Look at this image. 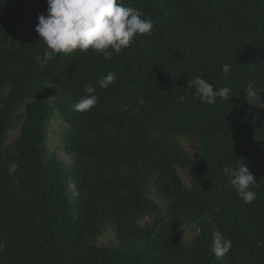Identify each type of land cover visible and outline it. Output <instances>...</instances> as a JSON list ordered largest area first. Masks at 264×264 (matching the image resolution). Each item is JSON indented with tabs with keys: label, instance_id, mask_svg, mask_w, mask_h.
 <instances>
[{
	"label": "trees",
	"instance_id": "obj_1",
	"mask_svg": "<svg viewBox=\"0 0 264 264\" xmlns=\"http://www.w3.org/2000/svg\"><path fill=\"white\" fill-rule=\"evenodd\" d=\"M124 3L150 35L110 59H47L48 0H0V264H264V108L244 91L264 92V0ZM196 76L228 98L202 103ZM86 85L98 102L77 112ZM238 164L258 182L251 204L223 172ZM215 229L232 241L222 259Z\"/></svg>",
	"mask_w": 264,
	"mask_h": 264
},
{
	"label": "clouds",
	"instance_id": "obj_2",
	"mask_svg": "<svg viewBox=\"0 0 264 264\" xmlns=\"http://www.w3.org/2000/svg\"><path fill=\"white\" fill-rule=\"evenodd\" d=\"M35 31L47 46V59L54 54H71L74 51L87 53L89 50L102 54L110 59L113 53L119 54L131 46L133 41L145 34L150 35L153 21L135 7L128 6L124 0H48L47 15L38 17ZM45 61L41 62L43 67ZM230 66L225 64L223 72L227 74ZM114 74L108 73L98 83L107 88L114 82ZM188 88H195V95L202 103L212 104L217 98H228L227 87L216 88L201 76L187 81ZM245 97L249 104L264 108V96L252 83L246 86ZM84 95L73 105L77 112H86L93 108L98 97L95 88L86 85ZM225 175L229 177L231 187L246 203H253L257 194L253 188L258 183L246 164L236 167L225 166ZM232 247V241L222 231L215 229L212 234L211 249L217 259L225 257Z\"/></svg>",
	"mask_w": 264,
	"mask_h": 264
},
{
	"label": "rangeland",
	"instance_id": "obj_3",
	"mask_svg": "<svg viewBox=\"0 0 264 264\" xmlns=\"http://www.w3.org/2000/svg\"><path fill=\"white\" fill-rule=\"evenodd\" d=\"M16 136H17L16 133L13 134V137H16ZM185 145H186L187 149L192 152V155L196 158L198 156V153H199L198 149H197L196 141L194 139L188 140ZM62 159L65 161V163L68 164V160H67L66 156L63 155ZM183 177H184V180L186 182H189L190 178L187 174H183ZM145 223H149V220H146ZM197 235H198V231L195 228L187 227L185 229L184 237L187 240V242H191ZM114 243H115V239H114L112 233H109L108 235H106L100 242V244L102 246H109V245H112Z\"/></svg>",
	"mask_w": 264,
	"mask_h": 264
}]
</instances>
